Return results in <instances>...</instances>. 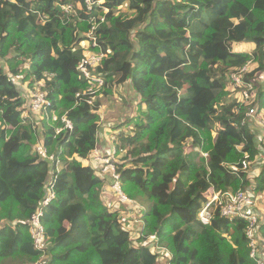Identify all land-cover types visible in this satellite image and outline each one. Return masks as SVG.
Returning <instances> with one entry per match:
<instances>
[{"label":"trees","instance_id":"1","mask_svg":"<svg viewBox=\"0 0 264 264\" xmlns=\"http://www.w3.org/2000/svg\"><path fill=\"white\" fill-rule=\"evenodd\" d=\"M99 1L0 0V264L41 259L28 220L52 169L35 150L39 141L63 163L42 217L51 244L45 264H160L148 243L153 234L169 252L166 264H257L247 221L216 210L203 224L199 211L211 190L255 183L264 196V166L255 168L262 131L253 120L242 125L249 107L264 112V0ZM95 24L99 46L90 50L105 57L91 72L105 85L90 94L80 65ZM245 42L252 51L236 48ZM246 64L258 89L249 106L229 85V74ZM19 74L30 89L44 82L72 131L56 135L60 120L23 117L30 96L15 82ZM123 85L140 100L139 117L126 116L116 130L123 190L144 207L136 239L121 219L125 206L112 209L98 171L77 159L90 160L98 146L99 95ZM245 159L252 164L243 171Z\"/></svg>","mask_w":264,"mask_h":264},{"label":"built area","instance_id":"2","mask_svg":"<svg viewBox=\"0 0 264 264\" xmlns=\"http://www.w3.org/2000/svg\"><path fill=\"white\" fill-rule=\"evenodd\" d=\"M86 2L88 5H91L93 0H86ZM99 2H104V0H100ZM66 9L68 11L70 10L69 7ZM105 11H108V9H105ZM101 21L103 22L104 18H102ZM96 27V24L93 25L91 31L87 34L92 43L90 45L89 41L86 43L84 42L83 46L86 49L85 59L80 65V70L91 84L88 89L90 94H95L101 91L105 85V80L103 77L91 72V68L96 67L105 57V53L101 50L99 52H92L90 50L91 46H99L97 36L95 34ZM87 49H89V52ZM248 69L249 65L246 64L239 71L229 74V85L234 88L235 91H237L236 98H238V101L249 106L256 101L258 89L256 87L257 83L255 84L253 81H248L246 79V73L248 72ZM23 79V74L16 75L14 78L15 81ZM259 82L261 83V81ZM35 85H37L35 86L36 88H34L35 90L32 89V91H34H31L29 95L30 110L25 111L23 113V117L25 119H31L32 117L28 112H32V114H39L41 119H46L51 124L57 123V121L60 120L62 125H55L56 135L72 131L74 127L72 120L67 114L59 117L57 111L54 109V102L48 97V92L41 90L40 87L44 85V82H39ZM77 96H80V94L78 93ZM88 102L92 104L93 100H88ZM259 110L260 109L258 105L249 107L246 113V118L242 121V125H245L248 120H253L258 126L261 127L263 131V137L260 139L261 142L264 143V112L261 113ZM117 129L119 128L114 127L110 128L109 130L108 137L110 138L109 142L111 143L110 153H104L100 150V147L97 146V148L94 149L92 158L90 160H83L81 158H79V160H81L82 163L83 161H87L88 165H91L95 170L98 171L100 179L104 183V199L107 201V197L109 195L114 197L113 202H107L112 209L121 210L123 209V206H125V209L122 210V214L124 210L133 211V214L138 216L137 221H142L141 216L144 211V207L137 200L132 199L124 192L121 182V174L117 170V162L120 156L116 149L119 133L116 131ZM41 132L42 128H39V133L42 135ZM35 150L42 154L44 158H46L51 163L52 169L51 179L47 184L46 196L41 200L37 210L28 220L29 231L33 239L34 247L36 250L41 252V258H46L45 261L40 259L39 261L30 264H41V262L47 263L51 258L50 239L46 234V228L42 221V217L44 215L45 209L56 197L54 186L57 177L55 173L60 172V170L63 168V163L61 159L54 153L48 154L46 147L40 141L35 145ZM61 152L62 150L59 151V155ZM203 155L207 156V153H203ZM261 156V164L255 166L257 169H262V165H264V152ZM251 164L252 163L250 161L245 159L240 163L239 166L243 171H245L249 169ZM235 171H237V169H235ZM263 204L264 196L261 192L256 191L255 183H253L251 187L239 188L238 190H233L231 188L226 191L211 190L207 196V200L204 202L199 211V218L203 224H210L215 211L219 210L223 217H227L229 219L240 218L247 221L248 227L246 229V235L250 240V256L257 262V264H264V235L262 232L264 225ZM121 219L122 221H125L123 222L125 226L130 229L131 225L127 224L126 218L124 217ZM131 231L132 238L139 237L140 230L136 228V230ZM158 241L159 237L157 234H153L148 238V243L151 244L152 250H156L155 252L160 254L159 260H161L163 256H167L169 252L164 247L160 246Z\"/></svg>","mask_w":264,"mask_h":264},{"label":"rangeland","instance_id":"3","mask_svg":"<svg viewBox=\"0 0 264 264\" xmlns=\"http://www.w3.org/2000/svg\"><path fill=\"white\" fill-rule=\"evenodd\" d=\"M122 11L123 12L128 11V4L127 3L124 4V6L122 7ZM244 45L246 46L245 50H248V51H252V49L254 48V45L251 42H245ZM88 50L89 49H87V51ZM15 82L19 83L20 89H21L22 93H24V95L26 93L28 94V96L30 95L32 89L29 88L30 85L28 82H24V81L22 82L21 80H16ZM99 97L101 98L100 100L102 103L101 108H100V113H101V117H102L100 125L105 124V125L109 126L108 123L115 122V120H117V119H119V120L116 122H121V120L124 121V115H126V114L129 115V118H132V117L136 118L137 116L139 117V115H140V109H139L140 100L134 94L133 90L131 89V87L129 85H123V86L116 88L115 94H113L110 97H105L104 94L99 95ZM110 114H111V119L109 117ZM126 118L127 117H125V119ZM37 120H39V119H37ZM134 122H135V120H134ZM134 122H132L133 126L135 124ZM118 124L119 123H114L113 128L114 127L118 128V126L120 127V124L119 125ZM122 126H124V125H122ZM259 128L261 129L260 126H259ZM108 134H109V132H108ZM108 141H110L109 137H108ZM263 145H264V143H263ZM110 146H111V143H110ZM262 166H264V165H262ZM107 198H110V197H107ZM263 207H264V204H263ZM126 215L129 216L128 218L131 220V218L135 214H133V211H130V212H127ZM124 217H125V215L122 214L121 218H124ZM123 220H125V219H123ZM135 220H137V216L135 217ZM137 222H139V220ZM127 224L131 225L130 230H136V226L134 225V221H128ZM137 225H138V229H142L141 223L137 224ZM139 226L141 228H139ZM135 238L136 237H133V239H135ZM41 260L45 261L46 258H41ZM41 264H45V262H41Z\"/></svg>","mask_w":264,"mask_h":264},{"label":"crops","instance_id":"4","mask_svg":"<svg viewBox=\"0 0 264 264\" xmlns=\"http://www.w3.org/2000/svg\"><path fill=\"white\" fill-rule=\"evenodd\" d=\"M242 44L241 46H237L236 48H238L239 50H242V49H246V46ZM109 114V113H108ZM128 114L124 115V120H125V117L127 116ZM110 119H111V114L109 115ZM129 119V117H128ZM119 119L115 120V122H112V123H108L109 126L105 125V124H101V128H100V131H99V135H98V146L100 147V150L103 151L104 153L108 154V152L110 153V143L108 141V132L110 130V128H112L113 124L114 123H119V122H116L118 121ZM123 121V120H121ZM111 122V121H110ZM133 125V124H131ZM262 131V129H261ZM262 134H263V131H262ZM77 159L79 160V157H77ZM83 163L85 165H88L87 164V161H83ZM108 197L110 198H107V202H113L114 201V197L112 195H109ZM127 212H130L128 210H124L123 212V215H125V218L128 221H134V225L136 226V228L138 229V225L137 224H140L141 223V227H142V221H139L137 222V220H135V217L136 215H133V217L131 218V220L128 218L129 216H127ZM138 217V216H137ZM142 220V219H141ZM139 226V228H141ZM160 264H166L168 262L167 260V256L164 255L163 258L161 260H159Z\"/></svg>","mask_w":264,"mask_h":264}]
</instances>
